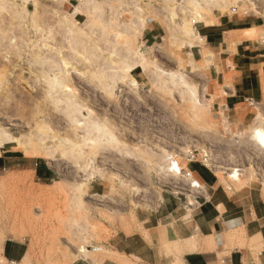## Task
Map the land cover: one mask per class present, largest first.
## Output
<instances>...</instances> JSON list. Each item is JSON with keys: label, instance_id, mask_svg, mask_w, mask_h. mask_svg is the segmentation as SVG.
<instances>
[{"label": "rangeland", "instance_id": "374dc122", "mask_svg": "<svg viewBox=\"0 0 264 264\" xmlns=\"http://www.w3.org/2000/svg\"><path fill=\"white\" fill-rule=\"evenodd\" d=\"M81 1L14 0L3 8L0 0V89L9 86L5 96L17 110L0 112V129L33 145L46 138L42 156L27 154L25 144L0 149V264H12L2 254L11 240L27 249L16 264H143L119 251L151 256L126 238L165 234L159 219L176 203L182 205L176 215L190 218L189 185L200 188L185 176L192 166L215 174L230 196L245 189L242 202L263 210L264 108L250 107L245 122L230 120L207 92L206 64H196L190 49L201 44L196 29L218 17L246 21L261 36L248 41L264 44V0H211L196 10L189 0H92L75 12ZM36 12L40 20L32 22ZM71 20L83 37L75 50L65 42ZM242 32L234 33L235 42L244 41ZM24 35L30 41L23 44ZM12 36L15 48L8 47ZM49 36L48 44L66 57V88L97 131L69 123L64 96L54 104L47 93L49 73L27 59L32 44ZM37 102H46L39 114ZM66 131L80 150L64 156L48 137L63 139ZM191 240L164 239L151 264H187L178 248ZM204 244L216 250V240Z\"/></svg>", "mask_w": 264, "mask_h": 264}, {"label": "crops", "instance_id": "0c3cea01", "mask_svg": "<svg viewBox=\"0 0 264 264\" xmlns=\"http://www.w3.org/2000/svg\"><path fill=\"white\" fill-rule=\"evenodd\" d=\"M245 23L243 20L224 21L223 17H218L213 24L196 29L201 44L190 49L196 64H206V89L214 97L213 103L234 123L250 118L253 115L250 107L264 108V44L248 40L235 42L234 33L250 29L244 26ZM229 35L233 47L228 42ZM151 38L155 39L154 36ZM3 163L4 158L0 156V168ZM33 172L35 175L39 173L37 169ZM187 172L200 185L199 189L189 185L194 203L189 210L190 218L176 215L182 207L176 203L177 207L159 219L164 222L165 234L148 233L147 239L133 234L126 238L131 244L139 242L144 250L152 252L151 256L132 249H116L117 252L133 256L143 264H151L158 257L155 249L164 239L181 244L195 238L201 252L183 253L187 264H264V209L257 204L247 206L242 202L246 199L245 189L228 195L215 174L201 166H192ZM156 229L157 226L151 230ZM235 231L237 234L231 240L230 233ZM207 239L216 240V250L204 249ZM2 254L8 263L16 264L24 260L27 249L22 242L11 240L2 247Z\"/></svg>", "mask_w": 264, "mask_h": 264}, {"label": "bare ground", "instance_id": "6f19581e", "mask_svg": "<svg viewBox=\"0 0 264 264\" xmlns=\"http://www.w3.org/2000/svg\"><path fill=\"white\" fill-rule=\"evenodd\" d=\"M13 1L14 0H1V3L3 2L2 3L3 8H5L6 6H9V5L10 6L13 5ZM209 1H211V0H189V5H191L192 8L194 10H196V9H201L205 4H207L206 6H208V4L211 3ZM81 2L82 3L81 4L79 3L80 5L74 9L75 12H78V10L81 7H83L84 5H87L86 3H88V2H92V0H82ZM22 11H23L24 14H27L25 9H22ZM42 11H43V9H42ZM40 12H41V9H40ZM43 13H45V12H43ZM194 18H195V16H194ZM199 18H201V17L199 16ZM30 19H32L31 20L32 22L33 21L34 22L39 21L40 17L38 16V12H36V15L30 16ZM201 20L203 21V19H201ZM255 29H257V28H255ZM79 30H80L79 27L76 24H74L72 22V20L69 21L68 33H69L70 36H65L66 40L65 39L64 40H65V42L67 41L66 43H68V45L71 46L70 48L72 50L77 49L78 45H82L83 44L82 43L83 42L82 33H80L82 31H79ZM249 31H251V30L250 29L249 30H243L240 38L243 39V40H252L255 37H258L257 36L258 34L260 36V33L257 34V32H255V30L253 32H255L256 35L255 34H251ZM191 33H193V31H191ZM239 34L240 33L237 34L238 37H239ZM25 35H24V37H25ZM237 35H235V39L238 38ZM49 38H51V36L42 37L41 39H38V41L36 40L32 44V46H33L32 49L29 51V55H30L29 57L30 58L27 57V59H30L32 61L30 64L40 63L41 66L44 67L43 68L44 71L49 73L48 76L45 75V76H47L45 78L47 80V85H48V90H49V92H47V93H49V95H51L53 97V99H54L53 103L54 104H59L61 102H64V101L60 100V96L62 98L64 96L65 104L68 105L66 109L69 111V120H70L69 123L74 125L76 128L85 130L86 132L97 131L98 128H99L98 123H92V125H90V126L86 125V120L89 118V113L86 110H83L82 105L78 102L79 100H77V98L75 97L76 93L73 92V91L71 92V90L68 91L67 88H69V86L65 84V78H66L65 77V71H66V66H67V65H65V63L67 62L66 61V57L65 58L61 57V55H63V54H60V52H59L60 50L58 51V49H55L54 47H52V46H50L48 44L47 39H49ZM187 38H189L191 40L192 37L190 38L188 36ZM28 39L29 38L25 37V38L22 39L23 42L22 41L21 42L23 44L26 43V42H29L30 39L29 40ZM238 40H236V41H238ZM187 44H189V43H187ZM17 45H18V42L15 39V37L14 36L10 37L9 40H8V47L15 48ZM79 50H81V48H79ZM5 58L9 62L10 57L6 56ZM30 60H29V62H30ZM70 60H72V59H70ZM44 74H46V73H44ZM4 76L7 77V76H10V74H8V72H7L6 74H4ZM66 86H68V87L66 88ZM133 86L136 87L137 84L134 82ZM8 88H9V86L5 85L2 90L0 89V96H2L0 98V112H3V113L4 112L15 113L17 110H15V108L12 107V103H11V102H13V97L11 95H9V97L5 96V94L8 92V90H7ZM54 96H55V98H54ZM30 101L32 103L33 100H30ZM33 103H35V102L33 101ZM45 103H43V102H41V103L37 102L36 103L35 109H36V113L37 114L42 112L41 108H42V106L43 107L45 106ZM49 118H50V115H49ZM49 122H50V120H49ZM65 136L66 137H64L63 139H57L56 140V138H54V137H51V138L48 137V139L49 140H53V146H56L58 148L63 149L64 151H62V155L67 156L68 154L65 153V152L67 150L71 151V150L79 149L80 148V143H79V141L75 142V140L72 141L71 139H69L68 131H66ZM45 140H46V138L38 136L34 140L36 142V144L33 145L31 143V141L28 140V139L18 140L17 138L12 137L10 134H8L7 132H5V131L0 129V149L2 147H4V145L6 143H18L19 145L25 144L27 146L23 147V149H24V151L27 154L36 155V156H42V151L44 149H46V147H44L45 146ZM28 145H30V146L28 147ZM38 146H40V148H38ZM45 156H47V155H45ZM92 176H93V174L90 176V179L88 180L89 182H90V180L93 179ZM200 246H202V245H200ZM202 249H203V247H202ZM204 249L209 251L210 250V245L209 244H205L204 245ZM178 250L180 252H182V251H185V252H195L196 251L197 252V250H199L201 252L200 247L197 246V244H196L195 238L192 239L190 242H188V246L183 247V248H178Z\"/></svg>", "mask_w": 264, "mask_h": 264}, {"label": "built area", "instance_id": "2783aa9c", "mask_svg": "<svg viewBox=\"0 0 264 264\" xmlns=\"http://www.w3.org/2000/svg\"><path fill=\"white\" fill-rule=\"evenodd\" d=\"M204 159H206V158H204ZM204 161H206V160H204ZM204 161H203V162H204ZM189 162H191V160H189ZM200 163H201V161H200ZM201 164H203V163H201ZM185 176H186L187 178H189V177H190V173L187 172Z\"/></svg>", "mask_w": 264, "mask_h": 264}]
</instances>
